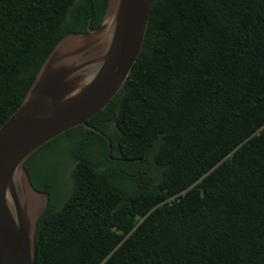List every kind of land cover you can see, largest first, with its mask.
Returning a JSON list of instances; mask_svg holds the SVG:
<instances>
[{"label": "trees", "instance_id": "obj_1", "mask_svg": "<svg viewBox=\"0 0 264 264\" xmlns=\"http://www.w3.org/2000/svg\"><path fill=\"white\" fill-rule=\"evenodd\" d=\"M107 2L0 0V125ZM86 123L100 133L77 125L24 163L48 193L34 264H264V0H152L127 80Z\"/></svg>", "mask_w": 264, "mask_h": 264}, {"label": "water", "instance_id": "obj_2", "mask_svg": "<svg viewBox=\"0 0 264 264\" xmlns=\"http://www.w3.org/2000/svg\"><path fill=\"white\" fill-rule=\"evenodd\" d=\"M151 4L108 0L98 26L60 38L21 103L0 125V264H34L35 231L48 193L31 184L26 159L77 125L97 131L86 122L127 80L142 48Z\"/></svg>", "mask_w": 264, "mask_h": 264}, {"label": "rangeland", "instance_id": "obj_3", "mask_svg": "<svg viewBox=\"0 0 264 264\" xmlns=\"http://www.w3.org/2000/svg\"><path fill=\"white\" fill-rule=\"evenodd\" d=\"M65 186H66V188H68V187H69V183H68V181H67V180H66Z\"/></svg>", "mask_w": 264, "mask_h": 264}]
</instances>
